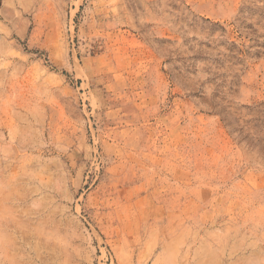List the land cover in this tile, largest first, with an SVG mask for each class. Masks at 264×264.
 <instances>
[{"label":"rangeland","instance_id":"374dc122","mask_svg":"<svg viewBox=\"0 0 264 264\" xmlns=\"http://www.w3.org/2000/svg\"><path fill=\"white\" fill-rule=\"evenodd\" d=\"M0 264H264V0H0Z\"/></svg>","mask_w":264,"mask_h":264}]
</instances>
